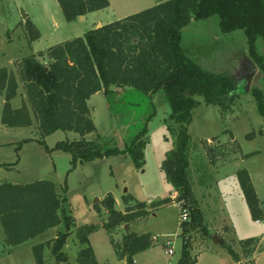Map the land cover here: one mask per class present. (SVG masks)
<instances>
[{"label": "rangeland", "instance_id": "rangeland-1", "mask_svg": "<svg viewBox=\"0 0 264 264\" xmlns=\"http://www.w3.org/2000/svg\"><path fill=\"white\" fill-rule=\"evenodd\" d=\"M157 1L110 0V8L99 10L98 14L88 13L83 20L79 17L68 21L57 0H0V68L6 67L18 78V65L23 57L44 51L64 40L83 36L95 28L98 21L104 24L112 22L123 15L153 6ZM27 19L40 31V37L31 43L25 30ZM181 46L204 69L216 73L227 72L236 80L243 74V64L253 63L256 69L250 91L239 93L225 115L220 113L217 106L205 103L201 95H195L200 103L193 109L188 124L192 143L190 170L195 198L196 192L199 196L204 192L202 200L207 209L205 218L210 222L212 237L194 232L192 254L196 256L195 253L202 249L200 264H232L234 260L231 254L222 246L226 243L237 252L240 264H264V227L251 217L236 176L238 169L246 168L249 171L264 211V119L251 92L254 88L264 91L263 71L250 56L245 31L238 29L223 33L217 15L192 20L184 26ZM257 49L264 60V38H258ZM116 91L119 96H115L111 105L103 92L95 93L88 100L96 130L86 134L85 139L99 142L103 149L123 150L142 132L146 146L140 167L135 165L129 153L122 152L87 161L78 160L73 165L69 152L53 148L59 141L77 140L80 135L73 131L57 130L43 138L33 114L31 126L3 125L1 115L5 92L0 90V184H25L46 179L55 183L60 196H67V209L74 218L73 231L63 248L69 263H76L81 248L75 229L85 224L99 226L89 236L98 262L120 263L112 239L119 243L122 232H109L102 226L108 218L105 207L107 195L111 194L115 199V207L123 211V196L127 193L137 201L150 203L170 197L173 192V187L165 180L161 170L165 153L174 147V139L166 125L171 108L165 92L160 90L153 95H144L135 91L124 95L125 91ZM26 101L23 85L19 82L11 107H21ZM249 134H252L251 138L247 136ZM212 154L216 156L215 162H212ZM200 177H204L211 185L207 187L209 195L206 194L207 190H202ZM170 204L172 206L163 209V222L160 224L159 214L157 218L153 217L159 212L157 209L146 219L140 218L139 224L131 228L136 233L158 228L168 234L166 238L171 244L166 245V240L161 242L157 239L158 244L154 247L136 254L137 264H176L180 257L182 237L180 231L175 229L179 208L175 202ZM58 229L64 230V226L51 228L34 241L52 240ZM214 236L221 239L222 243L214 242ZM249 237H254V243L244 242ZM4 238L0 222V264H36L28 244L21 245L11 254L12 249L4 245ZM170 248L174 253H168ZM45 258L46 264H54L55 258L50 248L45 249Z\"/></svg>", "mask_w": 264, "mask_h": 264}, {"label": "trees", "instance_id": "trees-1", "mask_svg": "<svg viewBox=\"0 0 264 264\" xmlns=\"http://www.w3.org/2000/svg\"><path fill=\"white\" fill-rule=\"evenodd\" d=\"M57 2L68 21L110 6V0ZM213 15H217L223 33L245 31L250 56L264 75V60L257 49L258 38H264V0H159L137 13L90 29L83 36L23 57L18 65V78L6 67L0 68V90L5 92L1 123L7 127L31 126L33 114L43 138L57 130L78 133L80 139L59 141L53 148L69 152L73 165L78 160L122 152L129 153L137 167L142 166L146 146L142 132L123 150L103 149L99 142L85 139L86 134L96 130L88 100L93 94L103 92L111 105L115 96H119L116 88L125 91L124 95L135 91L144 95H153L160 90L165 92L171 108L166 125L174 139V147L165 153L161 170L165 180L178 191L177 200L182 201V206L189 212V219L179 223L182 248L177 264H197V258L192 254L194 232L212 237L204 212L194 196L190 170L192 143L188 124L193 109L200 103L195 95H201L205 103L217 106L223 115L238 98L234 90L239 86L234 77L227 72L204 69L181 46L184 26L192 20ZM25 30L29 42L40 37L39 29L30 19L25 22ZM19 82L27 101L21 107L12 108L11 100L17 94ZM251 92L264 119V91L254 88ZM251 135L247 136L251 138ZM211 158L215 162L216 156ZM236 176L251 217L255 221L262 219L264 211L249 171L238 169ZM204 180V177L200 178L201 184ZM63 191L66 193V187ZM123 201L125 209L121 211L115 207L111 194L105 198L108 218L102 226L109 232L150 215L170 204L171 198L147 203L137 201L127 193ZM66 203L67 196H60L51 180L1 183L0 222L5 234L4 245L12 249L63 225L64 230L59 229L52 240L32 245L33 257L36 264H46L45 249L50 248L54 264H73L68 262L63 250L74 228V218ZM98 228L95 224H85L75 229L81 245L75 264H100L89 239ZM153 236L150 232H127L119 243L112 239L118 259L135 264L137 253L158 244ZM254 241V237L244 240L246 244ZM222 246L227 248L234 261H239L231 245L224 243Z\"/></svg>", "mask_w": 264, "mask_h": 264}, {"label": "crops", "instance_id": "crops-1", "mask_svg": "<svg viewBox=\"0 0 264 264\" xmlns=\"http://www.w3.org/2000/svg\"><path fill=\"white\" fill-rule=\"evenodd\" d=\"M110 6H111V3H110ZM110 6L108 7V8H110ZM108 8H106V9H108ZM103 10V9H102ZM99 11V10H98ZM98 11H95V12H91V14H98L97 12ZM87 15H89V14H87ZM87 15H85V16H83V18H80V19H85L86 18V16ZM113 15V14H112ZM127 15H129V14H126V15H123V16H121V17H125V16H127ZM111 17V16H110ZM121 17H119V18H121ZM119 18H117V19H119ZM79 19V18H78ZM109 21H112V20H109ZM108 21V22H109ZM104 23L103 22H101V21H98L97 22V26L96 27H98V26H101V25H103ZM31 43V42H30ZM32 50H34V49H32ZM42 50H44V49H42ZM32 53V52H31ZM117 89H119V88H116L115 90H117ZM117 92V91H116ZM98 93V92H97ZM118 93V92H117ZM94 95V94H93ZM92 95V96H93ZM91 96V97H92ZM91 99V98H90ZM89 99V100H90ZM190 165H191V163H190ZM201 178V177H200ZM193 183V182H192ZM209 182H207L206 180H204V182H203V184H201V182H200V186H201V188H202V190H207L208 188V186L210 185V184H208ZM171 185V184H170ZM210 187H211V185H210ZM195 187H194V185H193V192L195 191V189H194ZM175 189L173 188V191H174ZM207 193L206 194H208L209 195V192L210 191H206ZM173 193V192H172ZM202 193V192H201ZM204 195V192L202 193V194H200V196L197 194V192H196V198H197V200H198V202H199V204H200V206H201V208H202V210H203V212H204V217H206V215H205V209H206V206H205V203L203 202V198H202V196ZM172 202V201H171ZM149 203V202H148ZM151 203V202H150ZM170 206H172L171 204H169V205H167V206H163V207H161V208H159V212H157L155 215H153V217L155 218H157L158 217V214H159V224H160V222H163V219H161L162 217V212H163V209L164 208H169ZM124 209H125V207H124ZM221 209V208H220ZM207 210V209H206ZM222 210V209H221ZM122 211V210H121ZM124 211V210H123ZM148 217V216H147ZM143 219V218H142ZM142 219H137V220H135V221H133L132 223H130V224H128L129 225V228H128V230H126L125 229V227H124V225L123 226H120V227H117L116 229H114L113 231H119L121 234H122V236H121V238L120 239H118V240H120L121 241V239L123 238V236H124V234H126L127 232H135V231H132V227H133V225L134 224H139V222L142 220ZM145 219H146V217H145ZM144 219V220H145ZM205 221H206V223H207V225H208V229L210 228V225H209V221L208 220H206V218H205ZM179 223H180V221H179V217H178V220H177V223H176V226H175V229L177 230H179L180 231V228H179ZM54 228H56V227H54ZM151 229H153V231H149V232H152L153 233V235L154 236H156L157 237V239L158 240H160L161 242H165V240H166V242L167 241H170L169 239H167L166 238V235H168L167 233H165L164 231H162V230H158V228H151ZM157 229V230H156ZM59 230V229H58ZM212 230V228H210L209 229V231L210 232H212L211 231ZM136 233V232H135ZM139 233H143L142 232V230H140V232ZM139 233H137V234H139ZM145 233V232H144ZM44 234V233H43ZM159 234V235H158ZM42 235V234H41ZM40 236V235H39ZM43 236V235H42ZM36 238V237H35ZM35 238H33V239H31V240H29V241H26V242H24V243H22V244H20V245H17V246H15L14 248H12V252H11V254L14 252V251H16L17 250V248H19L21 245H23V244H28L29 245V248H31L32 247V245H34V244H36V242L34 241L35 240ZM250 238V237H249ZM41 241V240H40ZM39 242V241H38ZM206 242V241H205ZM204 242V243H205ZM203 243V244H204ZM197 244V243H196ZM221 244V243H220ZM205 245V244H204ZM223 245V244H222ZM194 247H195V245H194ZM182 248V247H181ZM202 250V249H201ZM201 250L198 252V253H195L196 254V258H197V264H200V258H201V254H200V252H201ZM10 254V255H11ZM256 253H255V255H254V257H255V262H256ZM179 259V258H178ZM98 260V259H97ZM117 261L118 262H120V261H124L125 262V260H119V259H117ZM134 262H135V264H137L136 263V255H135V257H134ZM177 262H178V260H177ZM177 262H176V264H177ZM126 264V263H125ZM232 264H240V261H238V262H236V261H233V263Z\"/></svg>", "mask_w": 264, "mask_h": 264}, {"label": "water", "instance_id": "water-1", "mask_svg": "<svg viewBox=\"0 0 264 264\" xmlns=\"http://www.w3.org/2000/svg\"><path fill=\"white\" fill-rule=\"evenodd\" d=\"M80 18H83V16H80ZM251 62V61H250ZM245 67L243 68V74L241 76L242 78V85L237 87L236 90H234V93H241V92H249L250 91V87H251V82L253 79L254 74L256 73V69L253 68V63H249V64H243ZM125 229L128 230L129 225L125 224L124 225ZM214 242H220L222 243V240L219 239L217 236H214ZM119 264H125L124 261H120Z\"/></svg>", "mask_w": 264, "mask_h": 264}, {"label": "built area", "instance_id": "built-area-1", "mask_svg": "<svg viewBox=\"0 0 264 264\" xmlns=\"http://www.w3.org/2000/svg\"><path fill=\"white\" fill-rule=\"evenodd\" d=\"M177 196H178V191L174 190L173 193L170 194L171 201L175 202L178 205V208H179V221L180 222L186 221V220L189 219V212H188V210L186 208H184L182 206L183 202L177 200ZM256 223H260L264 227V220L258 219V220H256ZM153 238L157 240L156 236H153ZM166 243H167V245H171L170 241H167ZM168 253H170V254L174 253L173 249L170 248L168 250Z\"/></svg>", "mask_w": 264, "mask_h": 264}, {"label": "flooded vegetation", "instance_id": "flooded-vegetation-1", "mask_svg": "<svg viewBox=\"0 0 264 264\" xmlns=\"http://www.w3.org/2000/svg\"><path fill=\"white\" fill-rule=\"evenodd\" d=\"M242 67H245V66L242 65ZM242 67H241V70L243 71V68ZM241 76H242V74H241ZM237 82H238V86L242 85V83H243L242 78L241 77H238Z\"/></svg>", "mask_w": 264, "mask_h": 264}]
</instances>
